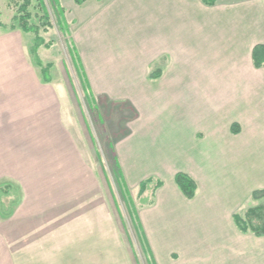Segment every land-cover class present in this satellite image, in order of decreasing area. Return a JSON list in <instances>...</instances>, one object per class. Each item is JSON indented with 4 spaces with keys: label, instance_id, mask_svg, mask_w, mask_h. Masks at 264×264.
<instances>
[{
    "label": "crops",
    "instance_id": "0c3cea01",
    "mask_svg": "<svg viewBox=\"0 0 264 264\" xmlns=\"http://www.w3.org/2000/svg\"><path fill=\"white\" fill-rule=\"evenodd\" d=\"M60 6L66 19L78 21L71 41L98 109L124 103L129 113L133 111L131 125L140 118L136 108L151 105L156 111V106H164L143 120L137 131L127 129L109 151L127 190L145 181L158 183L138 196L136 212L131 208L149 249L148 260L153 264H264V235L241 231L234 221L235 214L264 204V66L255 67L251 58L253 47L264 44V0H246L237 17L223 20L230 49L227 58L221 57L223 65L214 64L212 52L207 53L210 48L200 53L194 47L191 56L182 49L198 36L202 45H210L206 32L217 3L82 0L77 4L71 0L69 8ZM154 67L156 75L151 76ZM22 73L17 72L9 87L17 100L13 110H0V138L6 135L2 127L12 122L15 128L27 118L33 124L43 118L46 126L53 123L54 87ZM4 88L3 76L0 89ZM220 97L226 102L215 101ZM18 131L20 136L18 129L14 136ZM127 139L131 143L120 145ZM45 150L63 152L52 146ZM72 160L78 170L80 159ZM66 164L70 167V161L62 166ZM178 172L194 180L192 197L187 198L175 183ZM76 178L83 180V172L78 171ZM5 186L10 185L0 190ZM14 191L11 188L8 194L15 195ZM80 191L76 197L87 196ZM255 191L262 194L252 199ZM8 194L0 195L3 215L9 214L3 201Z\"/></svg>",
    "mask_w": 264,
    "mask_h": 264
},
{
    "label": "rangeland",
    "instance_id": "374dc122",
    "mask_svg": "<svg viewBox=\"0 0 264 264\" xmlns=\"http://www.w3.org/2000/svg\"><path fill=\"white\" fill-rule=\"evenodd\" d=\"M22 1L0 0V22L10 25ZM43 1L48 13V24L43 25L42 20H39L43 10L37 0H31L28 7L32 14L28 23L38 27V35L43 40V44L35 51L38 63L31 54L34 44L31 32H23L20 28H0V88L5 77L4 91L0 89V93H4L0 96V110L7 113L13 110V103L17 100L13 99L9 87L18 77L19 71L37 83H44L45 78H48L55 93L52 124L48 122L46 126V118L34 124L27 118L16 128L13 122L2 127L6 135L0 138V186L10 185L15 195L6 191L8 195L3 198L9 214L0 213V261L149 264L135 233L134 226L139 219L135 214L132 221L128 214L131 208L136 212V200L145 190L139 194L140 185L128 187L131 203L125 202L117 189V171L113 168L110 156L113 153L109 151L115 148L127 129L137 131L143 120L158 114L159 108L164 106L156 104V111L151 105L143 106L141 110L136 108L140 118L131 125L129 121L133 111L129 113L124 103L115 102L107 108L103 106L98 109L94 105L95 100L91 99V91L82 90L83 85L77 78L69 54L68 48L73 49L72 31L77 28L78 21H69L64 12L66 30L59 31L55 12L47 0ZM245 1L217 0L213 23L209 32H206L211 39L210 45H202L198 36L189 44L186 41L187 45H182L183 51L191 56L194 47L200 53L210 48L207 53L212 52L214 64L223 65L221 57L227 58L230 49L221 24L231 15L237 17L245 9ZM59 4L67 9L71 0H59ZM17 52L22 53V57ZM41 68L45 71L44 79ZM156 70L154 67V72ZM25 77H22L23 82H26ZM141 97L137 96L136 99L142 102ZM215 101L221 104L226 102L222 97ZM151 127L152 123L149 125ZM17 129L20 130V136L19 131L14 136ZM125 141L131 143L127 139L120 145ZM159 142L156 140L155 143L159 145ZM51 146L63 152L46 153L44 149ZM74 157L81 161L78 170L72 160ZM66 161H70V167L67 164L62 166ZM78 171L83 172V180H77ZM157 185L155 181H145V189ZM78 189L87 196L76 197ZM260 195H252V199ZM92 231H96V234Z\"/></svg>",
    "mask_w": 264,
    "mask_h": 264
},
{
    "label": "trees",
    "instance_id": "16d2710c",
    "mask_svg": "<svg viewBox=\"0 0 264 264\" xmlns=\"http://www.w3.org/2000/svg\"><path fill=\"white\" fill-rule=\"evenodd\" d=\"M47 1L49 2L50 6H51V10H53L57 16L56 24L59 27V31L64 32V29L66 30V23H65L64 16H63L64 10L60 6L58 0H47ZM216 1L217 0H202V2L208 6L214 5L216 3ZM30 2H31V0H23L22 3L20 5H18V7H17V15H14V17H12L13 22L8 26L3 24L2 22H0V28H3V29L10 28L11 30H14L15 28H20L23 32H26V33L31 32L34 35V44L31 47V54H32L33 60L38 63L35 51H36V48L39 45H41V43L43 44V40L38 35V27L35 26V24H29L28 23L29 19L32 16L30 11L28 10ZM37 2H38V5L41 6L40 8L43 10V15H42V17H39V20H42L41 23L43 25L48 24L49 23L48 13H47L46 7L44 5V1L43 0H37ZM75 2L77 4H79L81 2V0H75ZM68 49H69V54H70L72 64H73V68L75 70L77 78H78L79 82L83 85L82 90L83 89L88 90L87 81H86L84 72L82 70V67L79 63V59L76 55V51H75L74 47H73V49H71V48H68ZM251 58H252L253 65L255 67L258 68V67L264 66V44H257L253 47L252 53H251ZM41 69H42V71H41L42 76L44 79L45 78V71L43 68H41ZM154 75H156V72L151 73V76H154ZM48 80H49L48 78H45V81H48ZM116 171L117 172H116L115 178L117 179V181H116V184L118 187L117 189L119 190L121 195H123L125 202L127 201L128 203L129 202L131 203V199L128 196V194H129L128 190L125 187V183L121 178L120 172L118 169H116ZM174 180H175V183L177 184V186L179 187V189L181 190V192L187 198H190L193 196V194L196 190V184H195L194 180L189 175L182 173V172H178L175 175ZM3 189L8 192V190H10L11 188L6 187V186L1 188L0 195H1V192L4 191ZM144 190H145V182L140 183L139 194H141ZM6 191H4V192H6ZM258 193L262 194L261 191H255L253 193V195H256ZM128 207H131V206L129 205ZM128 214L130 215V218L133 221L135 213L132 211V209H131V211H128ZM234 221H235L237 227L241 231H251L255 235H264V204L248 208L242 214H235L234 215ZM134 227H135L136 236L140 240L141 247H142L144 254L149 256V249L147 247L145 237H144V235H143V233L139 227V224L136 223V225ZM149 258L151 259L150 256H149ZM148 262H149V264H153L152 261H148Z\"/></svg>",
    "mask_w": 264,
    "mask_h": 264
}]
</instances>
